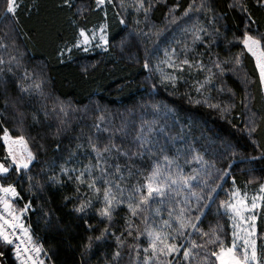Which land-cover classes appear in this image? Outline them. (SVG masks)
<instances>
[{"label": "trees", "instance_id": "16d2710c", "mask_svg": "<svg viewBox=\"0 0 264 264\" xmlns=\"http://www.w3.org/2000/svg\"><path fill=\"white\" fill-rule=\"evenodd\" d=\"M241 2L247 12L230 8L235 0H144L145 7L151 5L145 19L142 9L136 11L137 0H123V7L121 0L103 6H97L96 0H69L71 7L64 0H18L15 19L5 21V0H0V44L6 45L0 47V58L5 61L0 65L4 69L0 73V136L4 128L12 137L23 134L35 156L27 170L10 169L1 175L0 184L16 187L19 196L12 200L15 209L31 203L22 221L43 246L40 259L45 264H117L113 260L117 250L121 252L118 264H143L142 248L147 246V240L141 237L137 242L128 236L125 218L129 214L124 205L114 212L105 238L93 239L92 247H86L88 238L99 235L109 222L95 211L101 206L97 201L82 213L75 211L88 189L80 185L78 193L76 183L61 172V167L75 168L72 175H77L89 160L95 163L89 138L100 147L111 139L122 149L134 150L135 136L141 128L147 132L149 127L153 129L150 139L164 145L169 156L180 150L178 163L185 174H196L193 169H197L198 180L221 185L212 194L199 227L204 232L218 229L225 244H231L230 220L219 208L220 201L228 199L233 180L236 187L249 194L257 193L264 183V94L254 59L245 51L240 66H226L235 67V72L226 71L223 76L213 67L214 61L231 60L241 51L242 45L235 37L249 24V15L255 21L250 31L264 33V7L257 0ZM202 3L212 10L201 8L184 15L189 5L195 9ZM102 24L106 25L108 41L105 49L94 46L87 51L84 47L66 50L77 39L79 28L99 29ZM193 24L207 29L201 34L203 44H193ZM209 34L215 42H210ZM61 49H65L63 56ZM173 49L176 63L187 55L190 60H202L206 69L217 73L213 84L197 92L198 82L209 75L206 70L184 66L185 71L178 73L163 63L168 59L165 52L171 55ZM157 65L164 73L180 77L175 87L161 80ZM18 82L31 86L29 91L22 93ZM221 87L223 91L218 90ZM186 93L193 100L208 98L220 108L191 103ZM252 112L256 113L258 128L249 139L247 128L251 126ZM196 155L206 163L193 159ZM5 157L0 140V163H10ZM120 160L123 163L124 157ZM145 166L146 161H136L137 168ZM224 172L228 175L217 179ZM94 175L100 173L96 171ZM53 177L60 182H54ZM137 178H129L125 172L122 186L134 184ZM201 188L205 195L210 191L203 183L197 191ZM163 218H167L166 213ZM155 219L159 221L160 217ZM122 232L124 243L118 249L116 236ZM189 232L198 243L207 239L192 229ZM256 232L259 248L264 245V207L256 221ZM134 243L141 244L139 255L130 247ZM214 248L207 245V251L193 250L192 264H214L215 257L210 255ZM0 251L4 253L1 264H19L12 245L0 241ZM170 259L175 264H188L182 255Z\"/></svg>", "mask_w": 264, "mask_h": 264}, {"label": "snow or ice", "instance_id": "6c2138e0", "mask_svg": "<svg viewBox=\"0 0 264 264\" xmlns=\"http://www.w3.org/2000/svg\"><path fill=\"white\" fill-rule=\"evenodd\" d=\"M111 2L112 0H96V5L101 6ZM257 2L261 7H264V0H257ZM64 3L71 7L69 0H64ZM121 6L123 7V0H121ZM150 7L151 5L145 7L144 0H137L136 11L139 12L142 9L145 19H147ZM229 7L239 8L243 12L248 11L247 6L241 0H235V3L229 5ZM18 8V0H5L3 20H14ZM201 8H206L207 11L212 10L203 3L199 8L195 9H193L192 5H189L184 15L187 16L189 12L193 10L199 11ZM248 20L249 24L246 25L242 34L239 37H235L239 44L242 45L241 51L235 54L231 60L214 61L213 67L218 70L220 76H223L226 71L235 72V67L227 68L226 66L229 63L240 66L246 51L254 59L259 83L264 87V33L251 32L250 25L255 23V21L252 20L250 15ZM121 23H124V21L121 20ZM105 28L106 25L102 24L98 30L101 33L100 40L107 44V37L103 34ZM185 31L187 32L189 29H185ZM190 31L193 37V44L197 41L201 44L204 43V37L201 34L207 33V29L203 25L193 24ZM215 31L219 32V29ZM209 37L210 42H215V37H211L210 34ZM95 39L96 29L87 30L81 27L78 29L77 39L66 50L70 52L71 48L84 46V51H87V46ZM0 47H6V45L0 44ZM64 51L65 49L60 50L61 56H63ZM165 56L168 59L162 62L178 73L185 71L184 66H187L188 69L195 67L199 71L206 70L209 73L203 81L198 82L197 92L204 89L206 85L213 84L217 73L213 72L211 68L206 69L202 60L199 62L193 61L185 55L183 59L179 60V63H176L173 59L176 56L175 49L172 50L171 55L166 51ZM11 59L15 60V57L13 56ZM4 63L3 58H0V65H4ZM144 67L146 69L149 68L147 61ZM7 70L9 72L12 71L11 67ZM3 71L4 69L0 68V73H3ZM156 71L161 73L162 81L171 82L173 87H175L176 81L180 79L179 76L164 73L159 68V65H157ZM25 78L27 79V76ZM245 79H247V76H245ZM17 86L22 93L28 92L29 87H31L24 86L22 82H18ZM34 86L36 88L40 87L39 84ZM218 90L223 91L224 89L221 87ZM185 95L188 94L186 93ZM188 100L195 104L203 102L213 109L220 108L219 104L210 103L208 98L203 101L200 99L193 100L188 95ZM18 115L23 117L22 112H18ZM255 117L256 113L254 112L249 116L251 125L247 128L249 139H252L253 134L257 132L258 124ZM33 118L35 120V116ZM104 131H107V129H104ZM161 132H163V129H161ZM152 133L153 129L151 127L148 128L147 132L141 128L134 138V150L132 148L122 149L112 142L111 139L103 147H100L89 138V148L92 153H95V163L89 160V163L79 170L77 175H72V173L77 171L75 168L61 167V172L67 175L69 180L76 183V191L78 193L80 185H86L88 189V193L80 201L75 211L82 213L86 208L94 207V201H97L101 206L96 208L95 211L102 220L106 219L109 222L99 235L94 238L92 236L88 238L89 242L86 247H92L93 239L100 241L105 238L113 220L114 212L118 207L124 205L129 214V217L125 218L128 236H131L137 242L140 241L141 237H146L147 240V246L142 248L145 254L143 264H175V261L170 259V257L180 255L188 264H192L194 259L193 250L203 248L207 251V245H215L214 250L210 253L211 256L215 257L214 264H264V245L259 248L257 246V213L254 211L264 207V183L259 185L258 193L249 199L247 191L236 187L235 180H233V188L228 195V199L220 201L219 208L224 209V215H227L229 220L232 221L233 228L231 244L226 245L218 229L204 232L199 227L201 218L205 215L204 210L209 208L208 202L213 200L212 194L221 185L218 183L209 185L208 180L203 178L198 180L197 177L200 170L197 169H193L196 174H185L184 169L178 163L180 150L177 149L175 156H169L164 145H160L158 141L153 142L150 139ZM170 139L174 140L175 138L171 137ZM0 140L3 141L5 148V159L10 160V163H0V175H6L10 169L15 172H20L22 169L27 170L35 156L28 149V142L25 136L21 134L12 137L8 129L4 128ZM253 143L255 144L256 140L253 139ZM77 147L79 148L81 145H77ZM114 151L116 153L115 156H113ZM120 157H124L123 163H121ZM253 158L255 159V157ZM193 159L197 162L206 163L199 155L194 156ZM137 160L146 161V166L142 169L137 168ZM110 161L112 162L110 163ZM134 168L136 169L135 171H133ZM96 171L100 173L99 176L94 175ZM125 172L129 178L138 177L134 184L129 182L127 185L122 186ZM226 175L228 173L224 172L217 179L223 180ZM208 178L211 179L210 175ZM51 179L54 182H60L55 177ZM98 181L101 183L98 184ZM194 181L196 182L195 184L193 183ZM201 183L210 188L206 195L203 193L202 188L197 191ZM125 193H127L126 197ZM18 196L19 193L13 184L9 183L6 186L0 184V241L6 245L13 246V251L19 264H45L44 260L40 259L43 246L34 239L30 227H26L21 220L22 215L31 207V203L29 202L22 208L15 209L12 200ZM193 202L195 207L192 206ZM154 204L156 207H153ZM165 213L167 215L166 219L163 218ZM155 217H160V220L157 221ZM141 224L144 225L143 229L140 227ZM242 225H247V227L242 228ZM189 229L199 233L202 238L206 237L207 239H205L204 243H198L195 239H191L192 232H189ZM112 235L115 236V233H112ZM122 236L123 232L120 236H116L118 249L124 243L121 239ZM237 240H241L242 243L238 245ZM130 247L137 252V255L140 254V243H134ZM3 255L4 253L0 251V256ZM120 256L121 252L119 250L113 254V260L117 264Z\"/></svg>", "mask_w": 264, "mask_h": 264}, {"label": "rangeland", "instance_id": "374dc122", "mask_svg": "<svg viewBox=\"0 0 264 264\" xmlns=\"http://www.w3.org/2000/svg\"><path fill=\"white\" fill-rule=\"evenodd\" d=\"M101 6H103V5H101ZM89 34H90V32H89ZM103 34L106 35V30L104 31ZM100 35H101L100 31H99L98 29H96V39L93 40V41L91 42V44L87 46L88 49H89V48H92V47H94V46H95L96 48H98V49H105V48H106L108 42H107V44H104V43L100 40ZM106 36H107V35H106ZM97 45H99V46H97ZM82 47H84V46H82ZM262 91H263V94H264V87H262ZM31 164H32V162L30 163V165H31ZM30 165H29V166H30ZM0 176H1V175H0ZM257 193H258V192H257ZM257 193H254V194H249V193H248L249 199H250L253 195L257 194ZM260 209H261V208H258V209H256V210H254V211L257 213V218H258V215H259ZM17 214H19V213H17ZM22 216H23V215H22ZM21 220H22V217H21ZM256 221H257V220H256ZM22 222H23V221H22ZM230 224H231V229H232V231H233V228H232V221H231V220H230ZM244 227H247V225H242V228H244ZM231 236H232V234H231ZM241 243H242L241 240H237V244H238V245L241 244Z\"/></svg>", "mask_w": 264, "mask_h": 264}, {"label": "built area", "instance_id": "2783aa9c", "mask_svg": "<svg viewBox=\"0 0 264 264\" xmlns=\"http://www.w3.org/2000/svg\"><path fill=\"white\" fill-rule=\"evenodd\" d=\"M18 242V241H17ZM14 255H15V253H14ZM16 256V255H15ZM19 262V261H18Z\"/></svg>", "mask_w": 264, "mask_h": 264}, {"label": "crops", "instance_id": "0c3cea01", "mask_svg": "<svg viewBox=\"0 0 264 264\" xmlns=\"http://www.w3.org/2000/svg\"><path fill=\"white\" fill-rule=\"evenodd\" d=\"M251 56V55H250ZM253 59V58H252Z\"/></svg>", "mask_w": 264, "mask_h": 264}, {"label": "water", "instance_id": "95a60500", "mask_svg": "<svg viewBox=\"0 0 264 264\" xmlns=\"http://www.w3.org/2000/svg\"><path fill=\"white\" fill-rule=\"evenodd\" d=\"M1 264V263H0Z\"/></svg>", "mask_w": 264, "mask_h": 264}]
</instances>
